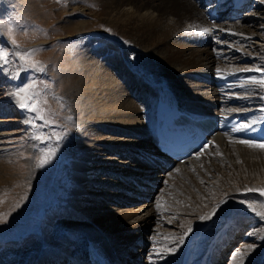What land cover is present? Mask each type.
Segmentation results:
<instances>
[{"label":"rangeland","instance_id":"1","mask_svg":"<svg viewBox=\"0 0 264 264\" xmlns=\"http://www.w3.org/2000/svg\"><path fill=\"white\" fill-rule=\"evenodd\" d=\"M196 1L201 2L202 5L205 3V0ZM253 3V8L246 13L248 15L245 14L241 21H231V24L248 26L255 36H249L250 38L242 42L231 37L225 38L226 32L219 36L221 31L216 29L218 32L211 33L212 41L208 49L217 55L220 61L216 67L222 66L229 71L245 68L264 69V0H253ZM205 7L207 9L211 5ZM101 12L100 0H0V46L8 47L10 56L13 50L32 52L40 49L41 51L35 53L32 59L43 64L48 70L47 74L42 77L34 72H28L25 75L26 69L21 67L22 62L18 58L0 70V256L3 260L8 256L11 258L10 255L14 250H19L22 246L27 248L40 238L39 236L47 229L45 222L53 219V212H58L57 214L67 211L77 212L81 218L80 222L92 225L91 217L94 214L88 210L96 212L95 216L99 218L134 211L137 212L136 219L147 217L151 211L155 218L146 229L136 233L119 234L115 237L117 239L120 236L128 238L137 235L139 244H128L123 249L119 242H114V246L109 245L111 252L127 256L130 263L137 261L139 264H177L176 260L182 248V245L178 244L180 240L178 238H184L186 231L189 228L192 229L201 217H204L203 214L193 217L185 215V206H190L189 197H187L188 189L193 192L196 189L193 185L189 187L186 179L171 173L173 169V172L177 170V166L169 171H160L161 176L165 177L159 178L153 176L155 169L143 170L134 160L136 156L130 154L132 152L130 149L113 150L112 153L93 151L94 156H73L76 149L81 147L80 144L94 146L96 150L104 149V146H99L96 140L97 136H102V134H106L105 137L110 140L108 141L111 145L114 143L128 145L143 143L149 144V148L153 149L151 141L147 139L113 136L109 133L113 131L104 133L103 131L108 126H103L101 129H90L85 134L86 136L82 135L79 126L81 116L73 110V99L67 97L71 94L66 80L72 68L75 66L77 68L76 55H80L81 52L91 51L99 55L100 61L103 60V62L109 59L108 62L114 65L104 63L103 66L110 72L113 71L114 66L123 72L129 65L125 49L132 48V46L125 44L120 39L122 34L114 31L103 21ZM251 16L257 19L248 21ZM83 21L98 30L94 31L92 37L87 38L80 33L72 37L65 32L67 24ZM226 21L228 23V20ZM216 23L220 24L223 21ZM99 30L105 35H113L115 41H108L107 37L100 35ZM206 36L209 38V33ZM13 37L18 48L12 44ZM202 37L192 36L184 39V43L198 46L197 42ZM105 41L115 46L119 53L110 55L109 52L116 48L108 49ZM17 72L20 73L19 76ZM28 76H37L51 84L48 91V104L45 107L53 113L51 119L54 124L36 128L26 123V116L31 113L19 109L11 94L18 86L27 82ZM128 79L127 82L132 84L131 90H135L134 95L136 96L138 92L136 76H129ZM183 80L182 90L189 86L193 88L196 84L204 86L199 88L201 92L212 93L217 90V100L221 101L218 111L228 118L235 116L237 119L239 116V123L253 120L258 122L264 118V112L260 111L264 108V99H261L264 96V89H258L256 85L239 81L214 85L193 77ZM241 84L244 86L241 87ZM54 94L62 99H53ZM62 102H64L63 106H61ZM231 112L233 115H230ZM35 123L39 125L42 122L37 120ZM113 130L118 134L123 132L119 128ZM41 134L45 137V141L35 139ZM57 137L60 139L58 140ZM206 149L200 154L203 156L201 159L196 158L194 164L189 163L186 166L199 165L204 158L219 156L214 143L210 149ZM45 151H51V155L48 157V162L41 167L39 166L40 159ZM259 152L262 153L256 154L255 160H260L262 165L258 169L245 170L243 175L234 168L229 169L227 174L225 169H221L220 174L212 169L210 172L202 170L203 176L194 173L193 178L204 192L207 189H216L217 180L224 178L225 174L231 176V181L228 180L225 182V187L218 189L221 201L228 197L226 189L243 187L264 189V150ZM63 153H66L69 158L65 159ZM96 155L99 157H95ZM78 162L86 163L89 167L87 173L83 174V182L77 178L75 165ZM125 163L127 164L124 165ZM218 163L217 161L214 164L218 165ZM222 166L230 168L231 165L227 161ZM4 173L7 175L2 178ZM142 175L146 177H140L137 180L138 176ZM128 178H131L132 183L128 181ZM152 186H154V191H152ZM196 194L201 196L197 191ZM253 194L258 196L259 201H264V197H261L259 192H253ZM207 202L210 206L212 203L213 206L220 205L212 201ZM135 218L129 223L135 222ZM244 223L245 228L237 231L232 243L221 248L224 252L221 264H241L244 257L253 260L254 263L263 261L264 242L258 243V240L264 236V225L254 219H247ZM105 233L102 232V234ZM227 235L225 234V237ZM249 245L252 247L249 248ZM169 248L174 251L167 253L166 250ZM158 251L162 255H157ZM214 251H216L215 248ZM42 252L41 257L43 258L50 257L51 252L55 256L62 255L58 252H50L49 249ZM70 263L71 261L66 262V264Z\"/></svg>","mask_w":264,"mask_h":264},{"label":"bare ground","instance_id":"2","mask_svg":"<svg viewBox=\"0 0 264 264\" xmlns=\"http://www.w3.org/2000/svg\"><path fill=\"white\" fill-rule=\"evenodd\" d=\"M208 1L211 0H205L203 6L201 2L196 0H100L102 6L100 15L103 17V21L114 31L122 34L120 39L125 44L132 46V48L125 49L129 65L127 68L125 67L123 72L119 71L116 66L110 72L103 66L104 63L114 65L108 62L109 59L107 62H103V60L100 61L99 55L91 51H84L80 55H76L78 69L76 66L72 68L66 80L68 81L66 85L71 94L67 97L73 99H71L73 110L81 116L79 126L82 135L86 136L85 134L90 129H101L103 126H108L106 131L102 130L104 133L113 131L109 132L113 136L122 135L135 139H147L151 141L154 149H150L149 144L143 143L135 145L114 143L111 145L109 144L110 140L108 139V141L105 137L106 134H102V136L98 135L96 140L99 146H104V149L96 150L94 146L80 144L81 147H78L74 154L72 153L74 157L92 155L93 151L112 153L113 150L130 149L132 150L130 154L136 156V159L134 157L136 163L145 171H148L149 168L155 169L153 176L159 178L165 177L161 176L160 171H169L177 166V170L173 172V169L171 173L186 179L189 187L193 185L194 189L201 195L198 196L196 191L193 192L188 189L187 197H189L190 206H185V215L193 217L197 214H203L205 217L215 210V215L211 216L210 219H200L191 229V232L186 231L183 240H179L178 244L182 245V248L176 260L177 264H221L224 253L221 248L232 243L231 241L237 235V231H242L245 228V220L254 219L264 225V217L257 216L246 205L239 203L243 199L246 203L256 206L258 210H264L260 207L262 201H259L258 196L247 191L251 188L226 189L228 197L224 201H221L220 191H218L219 187H225V182L231 181L232 177L226 175L229 169L234 168L235 171L243 175L245 170L258 169L262 165L260 160H255V156L261 154L262 152L259 151L264 149L249 147L239 143V140L264 141V121H258L254 130L251 131H233L232 129L239 122L238 120H230L218 111L221 101L217 100V90L214 89L215 91L212 93L201 92L199 88L204 87L202 84H196L193 88L189 86L184 90L181 89L183 79L188 77L199 78L214 85H223L228 82H245L248 77L260 75L258 72H244L242 69L229 71L222 66L216 67L220 61L217 55L208 49V45H211L212 41V32L221 31L219 36L226 32L225 38L231 37L242 42L250 38L249 36H255V33L251 32L248 26L231 24V21H241L245 14L237 16L236 20H231V17L235 13L236 15L241 14L242 10L235 11L230 5L229 9L223 7L214 15L213 11L217 8L215 5L221 0H212L211 7L206 9L205 4ZM232 1V4H235V0ZM242 6L240 5L241 8ZM254 19L257 18L251 16L248 21L251 22ZM221 20L223 23H216ZM66 27L65 32L71 36L80 33L89 38L94 35V31H98L86 21L72 22ZM204 28L212 30L209 32V38L206 36L207 33L201 32ZM99 33L101 36L107 37L108 41H115L113 35H105L100 30ZM196 35L203 36L197 42L198 46L184 43V39ZM108 41H105V46L108 49L116 48ZM116 51L117 48L114 51L111 50L109 54L119 53ZM217 69L220 71L218 72ZM133 75L136 76V82H138L136 96L134 95L135 90H131L132 84L127 82L129 76ZM165 90L175 92L174 95L180 103L181 109L189 111L190 114L197 117L214 116L221 118V130L206 147L210 149L214 143L219 156L204 158L199 165L187 167L186 165L189 163L194 164L196 158L200 157L199 159H201L203 157L200 154L205 150L204 148L198 156H194L181 164H175L174 167L167 170L166 166L170 165L171 162L164 160L161 154L156 151L157 142L154 133L159 96ZM68 98L67 100H69ZM223 113L225 112L223 111ZM230 115L233 113L231 112ZM114 128L122 129L123 132L118 134L113 130ZM225 132L229 133L224 134ZM101 139H104L103 142ZM63 156L65 159L69 158L66 153H63ZM95 157L99 156L96 155ZM217 161L219 162L218 165L214 164ZM227 161L231 165L230 168L222 166ZM75 169L76 174H78L77 178L83 182V174L87 173L89 167L86 163L78 162ZM212 169L218 174L221 173V169H225L226 174L224 178L217 180V184L214 183L218 185L216 189H207L203 192L193 178L194 173L203 176L202 170L210 172ZM2 170L4 172V169ZM6 175L4 173L2 178H5ZM140 177H146V175L138 176L137 180ZM132 180L134 181V179ZM128 181L131 182V178H128ZM176 185L178 184L176 183ZM153 188L154 186H152V191L155 190ZM207 201L216 202L218 205L220 203V205L213 206L212 203L210 206ZM88 211L94 214L93 217L90 216L92 225L80 222L81 218L77 212L67 211L59 214L53 212V219H48L45 222L47 229L39 236L40 238L27 248L22 246L21 249L14 250V254L11 253L10 255L11 258L8 256L3 260L0 256V264H45L46 262L47 264H66L67 261H71L70 264H91L90 246L94 247L97 253L104 258L105 264H139L137 261L130 263L127 256H122L118 252H111L109 245L119 242L123 249L128 244L138 245L137 235L128 238H121L120 236L116 239L115 237L119 234L136 233L146 229L155 218L153 213L150 211L147 217L137 219L135 218L137 212L134 211L99 218L95 216L96 212ZM134 218L136 221L129 223ZM102 232L106 233L102 234ZM224 233L228 235L225 237ZM106 238L110 240L107 241ZM262 242L264 239L258 240V243ZM46 249L62 255L55 256L51 252L50 257L43 258L41 253ZM262 254L264 256V249ZM241 264H264V258L261 263H254L253 260L244 257Z\"/></svg>","mask_w":264,"mask_h":264},{"label":"snow or ice","instance_id":"3","mask_svg":"<svg viewBox=\"0 0 264 264\" xmlns=\"http://www.w3.org/2000/svg\"><path fill=\"white\" fill-rule=\"evenodd\" d=\"M212 30L209 28H204L201 30L202 33H209ZM12 44L15 45L16 48L19 46L15 44V38H12ZM41 51L40 49H35L32 52H17L13 50L11 52V56L8 50V47L6 46H0V70H2L4 67L8 66L10 63L15 62V60L18 58L19 61L22 62L21 67L26 69L25 75H27L28 72H34L39 74L40 77L45 76L47 74V69L43 64H39L36 62L32 57L35 55V53ZM219 72L220 70L217 69ZM244 72H258L260 75L248 77L247 80L244 82V84H252L256 85L260 89H264V69L261 68H245L242 69ZM20 73L17 72V76H19ZM244 84H241V87L244 86ZM51 88L50 83H46L43 79H39L37 76H28L27 82L22 83L20 86H18L15 91L11 94L14 100L17 103V106L19 109L25 111L26 113H31V115L26 116V123L31 125L32 127H42L43 125H49L54 124V121L51 119L53 113L50 110L46 109V105L48 104V91ZM53 99L61 100L62 98L59 96L53 95ZM261 99H264V96L261 97ZM62 102V105L63 106ZM261 112H264V108L260 109ZM262 121H264V118H261ZM39 120L42 123L36 124L35 122ZM257 121L253 120L246 123H239L236 127H234L232 130L239 132V131H251L254 130L255 125ZM37 140L45 141V137L41 135H37L35 137ZM59 140L60 137H57ZM239 143L246 144L249 147L253 148H260L264 149V141L262 142H255L251 140H239ZM207 147V144H205L201 151L204 150V148ZM51 155V151H45L43 156L40 159L39 166H43L48 162V157ZM248 192H259L261 197H264V189H248ZM240 204L246 205L248 209H250L253 213H255L257 216L264 217V210H258L256 206H254L251 203H246L245 200H240ZM159 208V205H157ZM261 209H264V201L261 202L260 205ZM215 215V210L210 213L208 216L201 217L202 220L204 219H210L211 216ZM191 232V229L188 230ZM261 239H264V236L260 237ZM181 241L183 240V237L178 238ZM249 248L252 247V245L248 246ZM174 249H167V253L173 252ZM157 255H162L159 251L157 252ZM243 255V254H240Z\"/></svg>","mask_w":264,"mask_h":264}]
</instances>
